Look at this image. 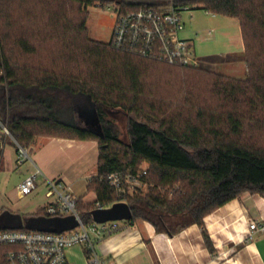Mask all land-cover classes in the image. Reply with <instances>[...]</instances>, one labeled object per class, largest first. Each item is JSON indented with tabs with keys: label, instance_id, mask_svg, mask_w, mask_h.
Masks as SVG:
<instances>
[{
	"label": "trees",
	"instance_id": "16d2710c",
	"mask_svg": "<svg viewBox=\"0 0 264 264\" xmlns=\"http://www.w3.org/2000/svg\"><path fill=\"white\" fill-rule=\"evenodd\" d=\"M169 2L0 0V132L6 127L26 151L38 131L46 132V138L97 142L98 170L89 190L106 208L121 201L106 177L119 171L136 174L147 163V195L122 201L132 209L131 222L145 220L158 231L174 234L187 225L204 228L207 216L245 193L264 197V149L244 141L249 112L236 107L244 104L264 114V0H176L178 6L239 22L245 80L143 59L116 50L112 41L102 44L89 38L91 7L115 4L126 12ZM14 28H20L19 37L11 32ZM11 45L26 56L25 65L13 64ZM207 73L208 86H219L230 99L229 112H210L193 93L190 99L182 95L174 105L153 87L184 86L180 92L187 94L189 86H197L190 75ZM236 94L242 98L233 97ZM91 103L96 105L99 131L88 128L80 116ZM113 111L129 116L128 143L119 139L115 124L107 119ZM177 185L172 199L163 195ZM95 209L78 203L84 223L93 221ZM21 221L20 229L0 232L61 234L78 228L73 216L51 217L45 209ZM204 236L209 243L205 231ZM11 250L0 246V264H9Z\"/></svg>",
	"mask_w": 264,
	"mask_h": 264
},
{
	"label": "crops",
	"instance_id": "0c3cea01",
	"mask_svg": "<svg viewBox=\"0 0 264 264\" xmlns=\"http://www.w3.org/2000/svg\"><path fill=\"white\" fill-rule=\"evenodd\" d=\"M14 150L19 147L12 137L2 135L0 155L3 151L12 159ZM30 150L26 179L39 170L45 182L62 181L77 198L96 201L89 186L98 170L97 142L40 138ZM48 204L26 216L36 215ZM118 225L117 232L96 246L99 258L109 264H264V197L259 195L245 193L227 203L204 219V228L192 224L169 234L145 220ZM67 259L69 264H94L82 247L69 249Z\"/></svg>",
	"mask_w": 264,
	"mask_h": 264
},
{
	"label": "built area",
	"instance_id": "2783aa9c",
	"mask_svg": "<svg viewBox=\"0 0 264 264\" xmlns=\"http://www.w3.org/2000/svg\"><path fill=\"white\" fill-rule=\"evenodd\" d=\"M110 7L117 10L112 35V44L116 50L170 66L200 68L191 41L183 37L186 31L183 14L193 11L190 7L178 6L176 0H170L168 5L156 9L141 8L123 12L118 5H109ZM2 128L0 139L2 135L11 137L8 129L4 126ZM19 151L24 158L28 155L22 148H19ZM20 163L22 164L23 160ZM148 168L141 167L136 174L119 171L106 177L120 202H124L122 200L126 198L145 195L149 188L144 180ZM40 175L42 172L38 170L20 184L21 198L37 189L36 180ZM48 185L50 191L47 197L54 199L45 208L47 215L73 216L78 228L61 234L0 232V246L12 248L8 254L9 264H69L67 251L73 247L84 248L89 260L94 264H109L99 258L96 246L99 241L119 230V222L98 224L93 220L91 223H84L77 210L80 201L85 205L93 204L95 210L106 207L98 203L97 199L94 202H86L77 198L71 187L62 181H48ZM262 230L264 231V226Z\"/></svg>",
	"mask_w": 264,
	"mask_h": 264
},
{
	"label": "rangeland",
	"instance_id": "374dc122",
	"mask_svg": "<svg viewBox=\"0 0 264 264\" xmlns=\"http://www.w3.org/2000/svg\"><path fill=\"white\" fill-rule=\"evenodd\" d=\"M191 16L193 18H191ZM183 19L186 24V31L183 37L191 41L193 50L199 61L200 69L210 73L227 75L239 80L247 79L248 70L238 21L222 16L208 15L204 10L184 12ZM116 20L117 10L113 7L109 8L108 5H98L89 8L86 25L89 38L94 42L110 44ZM11 32H14L13 34H17V37H19L18 34L21 31L20 28H14ZM11 48L12 53L10 57L13 64H19V66L25 65L26 56L19 48L12 47V45ZM33 59H35V62L37 58ZM158 72L163 74V70H159ZM190 79L197 86H189V93L187 94L180 92L181 87L184 86L166 85L153 87L160 96L162 95L164 99L171 100L174 105L184 97H189L190 99V93H193L195 96L192 95L197 103L205 106L210 112L223 114L230 111V107L226 105L230 101V99L227 98V94L224 93L219 86H208L211 80L208 73L198 74V76L190 75ZM233 97L242 98L240 94H236ZM203 101H205V103ZM236 107L241 108L242 111L249 112L244 121V141H248L249 144H254L264 149L263 112L261 110L256 111L244 104H237ZM80 114L86 121L87 127L90 128V123H88L89 119L84 114ZM107 119L115 124L119 133V139L128 143L129 116L121 111H113V113L108 114ZM38 134L39 136L36 140L46 138L45 136L47 135L46 132L40 133V131H38ZM7 149L11 150L9 146ZM27 152L28 155L24 158L21 156L19 150H14L12 159H10V157L4 156V152L1 151L0 218L9 217V219H18L20 217H25L43 208L45 204H48L54 199L47 197L50 187L47 180L46 182L44 181L43 175H40L36 180L37 189L35 191L24 198L20 197L19 185L26 179V171L29 168L32 156L31 150ZM21 160H23L22 164L20 163ZM142 167H148V164L143 163ZM178 189L179 185L173 188V190H168V193H162L163 195L167 194L168 198L172 199L173 192ZM147 193L148 191L144 193L145 196ZM175 225L176 224L173 223L171 227H175Z\"/></svg>",
	"mask_w": 264,
	"mask_h": 264
},
{
	"label": "water",
	"instance_id": "95a60500",
	"mask_svg": "<svg viewBox=\"0 0 264 264\" xmlns=\"http://www.w3.org/2000/svg\"><path fill=\"white\" fill-rule=\"evenodd\" d=\"M82 114H84L89 119L88 123H90L93 128H97L96 130L99 131L97 126L98 120L96 117V105L94 103H91V106L84 109ZM92 217L94 222L98 224L122 221L128 222L133 219V212L131 207L126 202H120L114 204L110 208L94 210L92 212ZM21 227V217L18 219H9V217L0 218V229L15 230L20 229Z\"/></svg>",
	"mask_w": 264,
	"mask_h": 264
}]
</instances>
